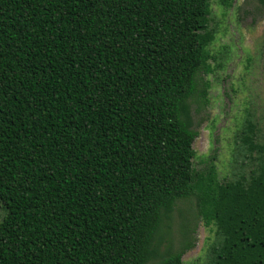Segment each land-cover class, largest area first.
Returning <instances> with one entry per match:
<instances>
[{"label": "trees", "instance_id": "obj_1", "mask_svg": "<svg viewBox=\"0 0 264 264\" xmlns=\"http://www.w3.org/2000/svg\"><path fill=\"white\" fill-rule=\"evenodd\" d=\"M217 33L210 0H0V264H183L200 222L264 264L258 110L230 176L194 165Z\"/></svg>", "mask_w": 264, "mask_h": 264}, {"label": "rangeland", "instance_id": "obj_2", "mask_svg": "<svg viewBox=\"0 0 264 264\" xmlns=\"http://www.w3.org/2000/svg\"><path fill=\"white\" fill-rule=\"evenodd\" d=\"M228 1L230 7L220 0H210L213 24L218 29L210 46L217 58L212 64L222 67L207 76L211 84L209 108L193 145L195 167L206 169L211 160L220 179L230 176L236 167V135L248 113L258 110L264 132V6L258 0ZM7 214L0 200V221ZM215 231L214 226L200 222L195 246L182 256V263L209 264Z\"/></svg>", "mask_w": 264, "mask_h": 264}]
</instances>
